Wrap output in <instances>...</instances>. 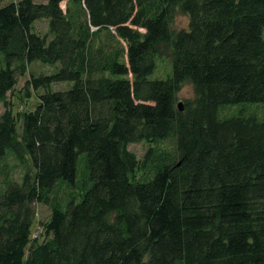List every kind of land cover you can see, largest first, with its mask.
Wrapping results in <instances>:
<instances>
[{
  "label": "trees",
  "instance_id": "trees-1",
  "mask_svg": "<svg viewBox=\"0 0 264 264\" xmlns=\"http://www.w3.org/2000/svg\"><path fill=\"white\" fill-rule=\"evenodd\" d=\"M0 51V164L11 149L35 168L0 188V264H264V0L10 1ZM165 55L172 74L150 79ZM36 60L61 67L27 80L45 90L20 134L8 93ZM170 137L166 156L128 147ZM63 181L81 200L51 202Z\"/></svg>",
  "mask_w": 264,
  "mask_h": 264
},
{
  "label": "rangeland",
  "instance_id": "rangeland-1",
  "mask_svg": "<svg viewBox=\"0 0 264 264\" xmlns=\"http://www.w3.org/2000/svg\"><path fill=\"white\" fill-rule=\"evenodd\" d=\"M10 1H17V0H0V6L5 5L7 2ZM37 2H47L48 0H36ZM62 5L66 8V1L62 3ZM189 19L190 16L186 13L181 11L177 12V15L173 22V27L179 30L189 26ZM35 30L39 31L42 34H47L49 32L48 29V19H40L35 24ZM104 37V33L100 36V38ZM125 44V42H122ZM5 64V56L0 51V68L4 67ZM61 67V62L57 64L51 65L48 63L41 62L36 60L32 62L28 72L26 74L21 75L19 82L15 85L16 87L13 90H10L8 93V102L10 107L13 108L14 113L16 114L17 118L19 119L18 130L19 133L22 134V115L24 112H28L33 110L35 106L40 101L39 94L43 93L45 88H31L26 86V82L28 79L32 77V73L36 75H41L43 73L52 74L57 71ZM173 68L171 66V59L165 55L164 57L158 58V64L155 68L154 72L149 76L150 79L154 78H162L172 74ZM73 82L70 80L65 81H58L52 84V90H66L73 86ZM182 91L179 94V100L184 101L188 98H194L195 90L193 89V84L191 82H187L184 87L181 89ZM241 106V105H240ZM238 105H233L229 107L223 108L221 114L223 115H230L234 112L238 111ZM5 111V104L4 102L0 101V113ZM150 145L155 146L157 148L159 154L161 155H168V153H174L176 149L175 140L174 138L170 137L168 139L162 140L157 144H149L147 141H136L135 143H130L128 145L129 149L135 152L138 158L143 159L146 155V152L150 148ZM81 159L84 160L86 157V153H82L80 155ZM80 159V160H81ZM82 162V161H81ZM34 163L32 161L31 156L26 157V161L21 163L20 160L15 156V153L11 149L7 151V155L2 160L0 164V188L4 187V181L7 178H11L12 180H16L18 182H22L23 177L25 175V171L30 168L35 171ZM83 163H81L80 168L82 167ZM82 171V170H81ZM151 175V172H147L142 174L143 176L147 177V175ZM59 186L51 193V202L57 203L58 205H66L68 201L71 199L81 200L82 194L81 193V185L73 186L72 184L66 183L65 181L59 182ZM2 191V190H0ZM51 204H46L44 202H37V222L34 223L33 228L34 230L40 232V240H43L47 234L46 229L44 228V223L50 219V215L53 210V206Z\"/></svg>",
  "mask_w": 264,
  "mask_h": 264
},
{
  "label": "water",
  "instance_id": "water-1",
  "mask_svg": "<svg viewBox=\"0 0 264 264\" xmlns=\"http://www.w3.org/2000/svg\"><path fill=\"white\" fill-rule=\"evenodd\" d=\"M179 106H180V109L183 110L184 109V101H180Z\"/></svg>",
  "mask_w": 264,
  "mask_h": 264
},
{
  "label": "bare ground",
  "instance_id": "bare-ground-1",
  "mask_svg": "<svg viewBox=\"0 0 264 264\" xmlns=\"http://www.w3.org/2000/svg\"><path fill=\"white\" fill-rule=\"evenodd\" d=\"M98 28H99L98 26H96V27L93 26V30H96V29H98Z\"/></svg>",
  "mask_w": 264,
  "mask_h": 264
},
{
  "label": "built area",
  "instance_id": "built-area-1",
  "mask_svg": "<svg viewBox=\"0 0 264 264\" xmlns=\"http://www.w3.org/2000/svg\"><path fill=\"white\" fill-rule=\"evenodd\" d=\"M39 232H40V231H38V233H36L34 236L37 237V236L39 235Z\"/></svg>",
  "mask_w": 264,
  "mask_h": 264
}]
</instances>
